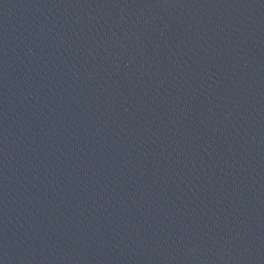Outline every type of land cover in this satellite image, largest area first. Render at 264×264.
I'll return each instance as SVG.
<instances>
[{"label": "water", "instance_id": "1", "mask_svg": "<svg viewBox=\"0 0 264 264\" xmlns=\"http://www.w3.org/2000/svg\"><path fill=\"white\" fill-rule=\"evenodd\" d=\"M0 264H264V0H0Z\"/></svg>", "mask_w": 264, "mask_h": 264}]
</instances>
